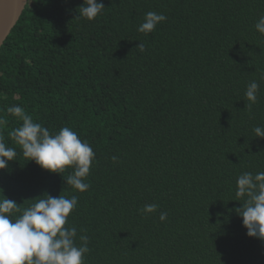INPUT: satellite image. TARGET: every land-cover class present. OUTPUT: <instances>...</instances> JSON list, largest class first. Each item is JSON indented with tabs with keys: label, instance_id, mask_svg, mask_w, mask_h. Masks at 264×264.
Here are the masks:
<instances>
[{
	"label": "trees",
	"instance_id": "16d2710c",
	"mask_svg": "<svg viewBox=\"0 0 264 264\" xmlns=\"http://www.w3.org/2000/svg\"><path fill=\"white\" fill-rule=\"evenodd\" d=\"M102 2L89 21L78 16L83 0H29L3 44L0 137L17 155L0 169V197L24 208L46 193L76 195L66 227L77 243L89 237L85 264H264V240L247 235L234 200L239 174L264 171L253 132L264 126V35L254 28L264 0ZM149 11L167 19L145 35ZM11 105L92 146L87 191L66 184L70 167L51 172L23 156L8 136L22 123ZM148 203L157 212L141 214Z\"/></svg>",
	"mask_w": 264,
	"mask_h": 264
},
{
	"label": "clouds",
	"instance_id": "9594fccd",
	"mask_svg": "<svg viewBox=\"0 0 264 264\" xmlns=\"http://www.w3.org/2000/svg\"><path fill=\"white\" fill-rule=\"evenodd\" d=\"M104 8L102 0H83L78 16L91 21ZM166 19L163 13L149 11L144 14L137 31L147 35ZM254 28L264 35V15L258 18ZM136 47L141 52L145 51L142 42ZM261 79H264V73ZM258 91L259 84L255 80L246 86L244 95L249 109L257 102ZM6 112L22 121L8 136L20 146L27 160L60 174L70 167L72 172L65 178L66 184L79 192L90 188L85 181L96 154L87 141H83L69 126L50 132L43 124L35 122L20 105L8 106ZM7 123V119L0 116V126ZM253 132L256 137L264 138V126H255ZM16 155V148L7 146L0 137V169L7 168ZM111 159L116 162L118 158L112 156ZM235 195L234 200L242 202L235 211L243 218L247 235L264 240V171L239 174ZM40 197L24 208L4 195L0 197V264H85V256L90 252L89 237L80 234L77 243V228L66 227L70 213L78 204V197H53L47 193ZM158 208V204L148 203L138 211L147 215L157 212ZM17 213L19 215H15ZM166 218L167 212L161 211L159 219L165 221ZM84 231L81 230L82 233Z\"/></svg>",
	"mask_w": 264,
	"mask_h": 264
},
{
	"label": "water",
	"instance_id": "95a60500",
	"mask_svg": "<svg viewBox=\"0 0 264 264\" xmlns=\"http://www.w3.org/2000/svg\"><path fill=\"white\" fill-rule=\"evenodd\" d=\"M29 0H1L0 15L4 25L0 28V51L13 28L18 23Z\"/></svg>",
	"mask_w": 264,
	"mask_h": 264
},
{
	"label": "bare ground",
	"instance_id": "6f19581e",
	"mask_svg": "<svg viewBox=\"0 0 264 264\" xmlns=\"http://www.w3.org/2000/svg\"><path fill=\"white\" fill-rule=\"evenodd\" d=\"M0 3H1V0H0ZM2 17H1V15H0V28H2L3 27V25H4V21L2 22Z\"/></svg>",
	"mask_w": 264,
	"mask_h": 264
}]
</instances>
